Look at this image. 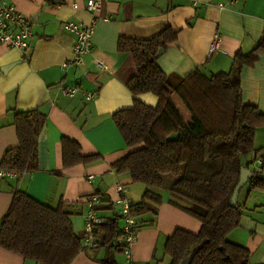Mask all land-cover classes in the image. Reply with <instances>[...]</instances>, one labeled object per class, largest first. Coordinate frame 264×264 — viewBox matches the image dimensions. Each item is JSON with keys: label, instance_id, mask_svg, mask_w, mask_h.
Here are the masks:
<instances>
[{"label": "crops", "instance_id": "1", "mask_svg": "<svg viewBox=\"0 0 264 264\" xmlns=\"http://www.w3.org/2000/svg\"><path fill=\"white\" fill-rule=\"evenodd\" d=\"M11 2L30 21L32 35L23 52L0 44V162L5 152L18 144L14 111L38 110L45 120L37 138V169L15 178L0 177V221L13 192L21 190L53 207L64 201L79 235L83 234L87 197L101 196L98 214L105 221L117 216V183L127 188L133 203L140 201L145 189L142 183L132 182L128 174L111 168L115 160L138 148L126 145L112 119L113 113L130 108L134 99L150 106L158 102L151 92L134 95L127 88L136 69L132 54L118 49L119 38L148 39L171 27L177 32L176 41L157 57L159 68L166 74L186 76L198 70L209 76L227 72L235 53L252 50L264 33V0H102L92 51L84 56L82 65L62 66L72 58L75 42L74 33L65 24L89 22L91 13L85 9L86 0ZM219 2L225 7H218ZM214 35L217 48L208 55ZM96 58L107 68L97 66ZM240 86L242 101L264 113V54L252 66L241 69ZM66 87L78 89L66 95ZM63 137L76 141L81 155L100 158L64 166ZM255 148L256 154L264 153V126L256 131ZM251 159L250 153L243 159V166ZM248 169L252 171L251 166ZM257 175L264 179V164ZM252 176L239 191L240 224L229 233L228 240L250 251V264H264V188L252 187ZM176 179L177 176L169 183ZM157 193L162 196L157 214L138 217L143 226L131 249L132 264H169L170 258L163 251L166 238L178 228L192 233L200 229L197 218L170 200L182 206H189L187 202L160 190ZM105 254L104 247L82 250L71 264H99ZM116 260L118 264H128L122 253L116 254ZM0 264L37 263L0 246Z\"/></svg>", "mask_w": 264, "mask_h": 264}, {"label": "trees", "instance_id": "2", "mask_svg": "<svg viewBox=\"0 0 264 264\" xmlns=\"http://www.w3.org/2000/svg\"><path fill=\"white\" fill-rule=\"evenodd\" d=\"M176 37L177 32L166 27L148 39L118 40V49L130 52L135 63L136 73L127 88L134 95L151 92L158 102L150 106L134 99L130 108L113 113L126 145L138 148L115 160L111 168L145 186L140 201L133 203L132 213L137 217L157 214L162 175L177 176L169 192L189 206L170 202L197 218L201 226L197 233L178 228L166 238L163 251L169 264H181L189 257L188 264H250V251L228 240L241 216V206L232 207L230 199L243 159L256 151V131L264 126V113L242 101L240 86L241 69L264 54V33L252 50L235 53L227 72L209 76L198 70L186 76L166 74L159 68L158 50L174 43ZM44 120L38 110L13 112L18 144L5 152L0 168L20 173L37 169V138ZM174 133L177 138L168 139ZM61 147L66 167L100 158L81 155L78 143L66 137ZM257 174L253 173L251 186L264 188V179ZM71 214L64 201L53 207L16 190L1 219L0 246L37 264H71L83 250L82 235L75 231ZM120 235L118 216L97 225L95 248L106 250L99 264H118L116 254L121 251L111 245Z\"/></svg>", "mask_w": 264, "mask_h": 264}, {"label": "built area", "instance_id": "3", "mask_svg": "<svg viewBox=\"0 0 264 264\" xmlns=\"http://www.w3.org/2000/svg\"><path fill=\"white\" fill-rule=\"evenodd\" d=\"M102 0H86L85 9L91 13L88 23L68 22L65 26L70 29L75 35L73 44V56L66 61L62 66L68 64L82 65L84 56L92 51V36L94 34L95 24L98 18L97 13L100 10ZM237 0H229L236 2ZM218 7L224 8L225 4L219 2ZM74 7L77 5L74 3ZM32 35L30 21L25 18L14 6L11 0H0V44H5L9 47L16 48L20 51H25L29 46V40ZM217 48V35H214L208 55ZM97 66L106 69L107 66L100 59L94 60ZM78 87H66L63 89L66 95H72ZM88 97H93V94H88ZM252 159L248 162V167H252L253 173H259L264 164V153L262 155L252 152ZM20 172L10 169L0 168V177L9 176L17 177ZM92 177V176H90ZM115 189L119 195L117 202L119 209L116 214L121 222V235L116 238L111 247L119 249L123 254L125 261L132 264L131 249L137 240L138 231L141 227V222L138 217L132 213L133 201L127 195V188L117 183ZM101 196L97 194L90 195L85 199L86 209L83 213V234L82 245L83 250L93 249L97 245L95 232L97 225L102 223L104 219L98 214V207L101 205ZM1 228V221H0Z\"/></svg>", "mask_w": 264, "mask_h": 264}, {"label": "water", "instance_id": "4", "mask_svg": "<svg viewBox=\"0 0 264 264\" xmlns=\"http://www.w3.org/2000/svg\"><path fill=\"white\" fill-rule=\"evenodd\" d=\"M163 48H160L156 54V57H158L162 52H163ZM12 65V63L10 65H6L2 68V71H5V69H8V67H10ZM177 138V134L174 133V134H171L168 139H176ZM248 165L245 167L243 166L241 168V171H240V178H239V181L234 189V192L231 196V199H230V205L232 207H236L237 206V198H238V194H239V191L240 189L242 188V186L245 184V182L247 181V179L253 175V172L250 171L248 169ZM193 253V251L191 252ZM189 260H190V257L187 258L186 260L182 261L181 264H188L189 263Z\"/></svg>", "mask_w": 264, "mask_h": 264}, {"label": "rangeland", "instance_id": "5", "mask_svg": "<svg viewBox=\"0 0 264 264\" xmlns=\"http://www.w3.org/2000/svg\"><path fill=\"white\" fill-rule=\"evenodd\" d=\"M164 176V178H165V185H166V188H162V189H160V191L161 192H163L164 193V195L165 194H170V192H169V190H167V187L171 184V183H169L170 182V180H173V178H175V175H173V174H168V173H166V174H164L163 175ZM76 217H78V216H76ZM143 225H142V223H141V227H142ZM102 249V248H101ZM118 259H120V257L118 256Z\"/></svg>", "mask_w": 264, "mask_h": 264}]
</instances>
